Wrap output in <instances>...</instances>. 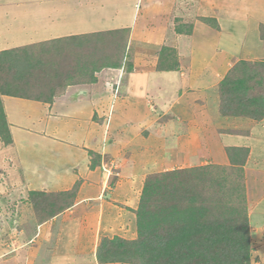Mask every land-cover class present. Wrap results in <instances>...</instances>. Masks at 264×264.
Masks as SVG:
<instances>
[{
  "label": "crops",
  "instance_id": "1",
  "mask_svg": "<svg viewBox=\"0 0 264 264\" xmlns=\"http://www.w3.org/2000/svg\"><path fill=\"white\" fill-rule=\"evenodd\" d=\"M54 1H65L67 4L59 6V9L63 8L59 11L55 10L56 7L45 9L37 5H30V10L21 4L7 7V13L25 10L27 14L10 20L16 25L9 27V38L3 39L0 52L71 36L121 29L130 30V39L140 33L148 34L149 40L160 46L166 40L169 27L165 20L171 18L177 9L218 14L216 19L220 31L202 22L193 25V32L187 41V51L191 53L188 69L180 66L177 71H158L151 66V59H147L144 52L139 51L143 53L142 58L137 51L132 54L131 69H126L124 63L119 69H103L95 73L94 81L86 79L63 88L58 86L53 97L48 95L40 100H28L1 96L17 156V176L13 187L17 193L28 196L27 203L22 206L28 208L32 205L30 192L64 193L74 187H77V192L72 205L50 220L38 225V220L33 217L32 232L39 226L34 236L17 229L16 233H22L15 245L18 247L1 250L0 264H38V258L41 264H99L96 252L103 237L137 238L134 212L146 179L141 177L142 172L154 174L198 167L181 166H184V157L190 161L199 160L204 150L214 152L208 141L210 135L223 141L217 151H224V155L226 148H248L244 172L246 177L250 172L258 174V184L264 191V119L256 122L218 114L219 84L229 70L225 65L233 60L234 55H241L240 51L244 53L243 45L251 36L250 31L245 32L246 28L256 33L258 39L255 40L259 42L262 54L264 41L259 39V28L264 25L263 19L249 17L250 23L246 27L247 23L239 15L243 11L239 0H195L194 3L192 1L194 5L189 4L190 9H186V0L182 3L177 0ZM41 2L52 3L51 0ZM152 6L154 13L150 12ZM225 25L230 26V34L225 32ZM224 33L232 43L239 37L240 49L232 51L228 48L220 57L218 53H212L208 42L219 43L225 37ZM133 42L130 40L131 46H135ZM128 55L127 49L124 61L128 60ZM240 60L248 59L243 57L235 62ZM260 60L264 61V57ZM157 63L155 61L152 65L157 66ZM221 69L224 72L219 75ZM159 74L174 75L166 83L168 89L174 86L169 94L163 93L166 88L160 85L150 88L153 78ZM100 84H103L101 88ZM50 97L51 102L44 101ZM15 107L34 110L35 115L29 114L28 117L34 120L35 129L37 126L39 129L30 130L31 133L26 136L31 141L16 140V131L19 133L21 130L20 122L9 120L8 116L10 109ZM211 114H214L213 117ZM173 157L178 160L177 166L170 168ZM106 159H109L112 171L119 174L108 182L102 168ZM161 166L166 168L160 169ZM252 166H256L254 170ZM7 172L10 175H4L5 182L8 177L12 179L11 174H16L12 169ZM246 188L251 192L249 185ZM137 189L139 191L135 192ZM262 198L261 206L257 208L260 213H264ZM260 217L264 223V215ZM252 221L255 222L251 220V224ZM261 226L257 230L261 231ZM42 232L50 238V246L38 244ZM2 236L6 239L4 233ZM59 238L63 240V253L56 254L53 241Z\"/></svg>",
  "mask_w": 264,
  "mask_h": 264
},
{
  "label": "trees",
  "instance_id": "2",
  "mask_svg": "<svg viewBox=\"0 0 264 264\" xmlns=\"http://www.w3.org/2000/svg\"><path fill=\"white\" fill-rule=\"evenodd\" d=\"M201 22L219 30L216 18ZM175 28L177 34L190 35ZM190 27V28H189ZM263 25H260V33ZM130 30L71 36L0 52V135L12 142L1 96L40 100L67 85L94 81L103 69H119L127 57ZM264 41V35H261ZM74 66L61 65L63 58ZM126 66V65H125ZM174 49L162 47L156 69H179ZM131 69V64L126 67ZM82 80V81H80ZM34 81L45 91L31 95ZM45 82V83H44ZM222 117L264 119V61H238L219 84ZM46 93V94H45ZM51 97L45 102H51ZM230 165L208 164L147 176L136 215L137 238H103L96 252L99 264H251L252 246L247 211L244 165L248 148H226ZM77 187L56 194L30 192L41 223L70 207ZM53 196V197H52Z\"/></svg>",
  "mask_w": 264,
  "mask_h": 264
},
{
  "label": "rangeland",
  "instance_id": "3",
  "mask_svg": "<svg viewBox=\"0 0 264 264\" xmlns=\"http://www.w3.org/2000/svg\"><path fill=\"white\" fill-rule=\"evenodd\" d=\"M52 1H54V0H51V2ZM177 1H180V3H182L184 0H177ZM192 1H193V3L195 2V0H186V3L188 4L186 9H190L189 4L192 5L193 4ZM239 1L241 2L239 7L241 10H243L242 12H240L239 15H241L242 20L247 23L246 27H248V22L250 23L249 17L252 19L254 18L253 20H258V19L264 20V1L263 0L262 1L261 0H239ZM44 3L46 4L45 6H44ZM19 4L23 5L24 7H27L26 10H30L28 8H31L33 5H37L40 8L56 7L57 9H55V10L59 11V10L63 9V8L59 9V6L63 5V7H65L67 3L65 1H63V2L62 1H60V2L54 1L52 3H46V2H41V0H0V48H3V43H2L3 39L5 40V39L9 38V34H8V32L10 31L9 27L14 28L16 25L15 22L10 23V20L13 19V21H14V19L16 17L19 18V17H22L25 14H27V12L25 10H21V12H19V13H17V12L15 13V11L14 12L10 11L7 13V11L5 10L9 6L19 5ZM30 5H32V6H30ZM153 7L154 6H152L150 8V12H153L155 10V9H153ZM204 8H205V6H204ZM24 11H25V13H24ZM183 11H185V9ZM149 14L152 15V13H149ZM164 14H166V12H164ZM143 15L145 16V13ZM217 16H218V14L207 13L205 11L203 13H198V12H194V11L190 12L189 10L186 12H182L179 9L175 10L172 13L171 18H168L167 20H165L168 23L169 27H167L168 29L166 30V34H165L166 40L164 41V44H160V46H158V44H154L153 42H151L149 40L148 34L145 35V33L144 34L140 33V34H137L133 39H130V32H129L127 49H128V54H129L128 57L132 58V59L128 58V60L124 61L123 63L126 65V67H128V65L131 64L130 60L132 62V60L134 59L132 54L133 53L135 54L137 51H138L137 54H140V55L143 53H139V51L144 52L145 57L147 59L150 58L152 64H154L155 61L157 63L159 60V52L161 51L162 47L167 46V47L175 50L176 57H177L178 62H179V66H183L185 69H188V66H189L188 58H189V55L191 53L189 51H187V49L189 47L187 45L188 44L187 41L189 40L192 33L190 35H188L186 33L185 34H177L175 32V28L176 29L179 28L180 30L182 29L183 32H187V30H188L187 27H179V26H181L183 24V26L186 25V26L191 27L196 22L201 23V21H200L201 18H209V17L210 18H216ZM235 16H238V14H235ZM143 19H145V18L143 17ZM251 23H253V21H251ZM203 24L207 25L205 23H203ZM209 27H211V26H209ZM229 27L230 26L225 25L224 29H226L225 32H228L230 34L231 29ZM149 30H151V28ZM240 30H243V29H240ZM143 31H147V29H143ZM218 31H220V30H218ZM247 31L248 32L250 31L251 36L246 39V41H247L245 44L246 47H245V45H243V52L244 53H242V51H240L241 55L240 54H236V56L234 55V58H232L234 60V61L232 60L233 62L228 61V63L225 65V66H227V68H229L228 72L236 64V62H235L236 59H241L243 57H246V59H248L247 61L251 62L252 60H255L253 62H258V61H261L260 60L261 57H264V50L262 51V54H260V50H261L260 44H259V42H257V40H255V39H258L255 36L256 33L254 32V30H249V28L245 29V32H247ZM261 32H262V34L260 33V28H259V39H260V41H262L261 35H264V25H263V30H261ZM224 35H225V37L221 38L219 43H217V41H215V43H214V41H209L208 42L209 46L207 45L210 48V50L212 51V53H215V54L218 53V55L220 57H221V55H223L228 50V48L232 49V51H234V50L239 51V49H240V45L238 44V42L240 41L239 37L238 38L236 37L235 42L232 43V40H229L230 38L229 39L226 38V33H224ZM130 40L134 41L133 43L135 44V46H131ZM128 46H129V48H128ZM205 48L206 47L204 46V49ZM241 48H242V46H241ZM127 49H126V51H127ZM218 49L219 50L221 49L222 52H217ZM205 51H206V49H205ZM141 57H142V55H141ZM220 59L221 58H219V60ZM74 63L75 62L73 60H71V59L69 60L66 57L63 58V60H61V65L63 66L64 64H66L68 66V69L70 68V66H74L75 65ZM219 63H220V61H219ZM152 64H151V66L153 68L157 67V66H154ZM222 72H224V69L223 70L221 69V71L219 72V75H222ZM157 76L158 77L153 78V82H151L150 88L154 89L157 85H160V86H163L166 88L163 93L169 94V92L174 88V86L171 85L170 88L168 89L166 83H168L167 80L171 79L174 75L173 74H169V75H162V74L160 75L159 74ZM6 77H7L6 72H3L0 70V82L1 83H2V78H6ZM80 81H82V80H80ZM66 85H67V83L61 82V86H59V88H63ZM42 86H43L42 82H39V84H38V81H34L33 89L31 90L32 91L31 95L38 94V91H41V92L45 91L46 89H44ZM98 86H100V88H101V86H103V84H100ZM8 113H9L8 114L9 120H17V122H20L19 126L21 127V130L19 131V133H17V131H16V140L21 141L23 139H26L28 141H31L30 140L31 138L27 139L26 136L29 135L28 133H31L30 130L35 129V126L33 125V123H35V122H34V120H32V118L30 119L28 117V115L29 114L35 115L34 110H31L30 108H27V107H25V108L15 107L12 110L10 109V111ZM212 115H214V114H211L210 116H212ZM13 124L16 125L17 123L13 122ZM204 126H205V124H204ZM38 127L39 126H37V128H36L37 131L39 129ZM208 141L210 142L211 146L214 149L213 153L208 152V150L205 151L203 148L204 151H203V154L200 155V157L198 158L199 160H196V159L193 160L192 159V161H190L189 158L184 157V162H183L184 166H181V167L184 168V167H191V166H200L202 164L206 165L209 162L210 163L213 162V164L216 163L215 165L221 164L223 162H227V164L224 166L230 165L227 154L224 155V151H222V150H220L219 152L217 151V148L220 149V147H221L220 143H223V141L220 140V137L212 138L210 135V138ZM173 158H174L173 163L171 164L172 166L170 168H173L176 165V163L178 162L177 158H175V157H173ZM181 158H182V156H181ZM16 160H17V156L15 153L14 144L12 142H8L7 140L3 139L0 135V172L3 171L0 174V182H1L0 183V251L4 250V249L7 250L10 248L13 249V247H18L15 245L18 243L17 240L18 239L20 240V237H18V236H20V234L22 235V233H16V231H18L17 229H19V228H20L19 232L25 231V233L26 234L29 233L31 235V237L37 233L36 231H37V229H39V226H38V228L36 227V230L34 232L35 234L32 232L33 217L35 218V221L38 220V225L41 224L39 217L37 216V214L34 211L33 204L28 208L26 206H22V204L25 205L27 203V200H26V198H28L27 194L23 193L21 195V194L17 193L16 189L13 187L15 185V175L17 176V172L15 170V168L17 166V165H15L17 162ZM108 160L109 159L105 160L106 166L109 165ZM143 162H145V161H143ZM178 166H180V165H178ZM109 167H111V166L109 165ZM161 167L162 168H160V169L166 168L164 166H161ZM255 167L256 166H252L251 169L254 170ZM11 169H12V171H15L16 174L15 173L11 174V175H13L12 179L10 177H8L7 181L5 182L4 181V175L6 177H7V175L9 176L10 174L7 171H10ZM6 173H8V174H6ZM104 173L106 174L107 182H108V180L112 181V179L114 177H119V174L115 171H112L111 173H109V172L107 173L104 171ZM138 175L140 176V174H138ZM149 175L150 174H148V172L146 171V172H142L141 177L144 178V176H145L147 178V176H149ZM244 175H245L244 176L245 177V188H246V186L249 185L250 189H251V192H248L247 188L245 189L246 190V198H247L248 216H249L250 221L251 220L255 221V222L252 221V224L250 223L251 246H252L251 264H264V223L262 222L261 217L259 218V216L264 215V213H260L257 210L258 207L260 208L261 203L263 201L262 197H264V191H263V188L261 189L260 185L258 184L259 183L258 180L260 178V176L258 174H254V173L252 174L250 172L247 174V177H246V174L244 172ZM254 176H256V180L253 179V178H255ZM1 180H3V181H1ZM8 181H11V183ZM262 181L263 180H260V182H262ZM1 184H3V185H1ZM134 191L138 192L139 190L137 189ZM53 194H55V195H53L54 196L53 200L54 201L57 200L56 202L62 203L61 201L64 198L56 195V194H60V193H53ZM33 211H34V213H33ZM16 215H18V217ZM255 217H258V218L255 219ZM16 218L18 219L17 223H16ZM260 225H263V226H261L262 227L261 231L257 230L258 228H260ZM3 233L5 234L6 239L4 238V236H2ZM45 234H46L45 232H42L40 234V236L38 237V242H39L38 244H40V246H42V247H45V245L50 246V238L48 237V235L45 236ZM42 238H43V240L41 241ZM103 238H105V237H103ZM101 240H100V243H101ZM20 243L22 244V241ZM53 245L56 248L55 249L56 254L63 253V250H62L63 249V240L61 238L53 241ZM41 263H42L41 260L38 258V264H41Z\"/></svg>",
  "mask_w": 264,
  "mask_h": 264
},
{
  "label": "built area",
  "instance_id": "4",
  "mask_svg": "<svg viewBox=\"0 0 264 264\" xmlns=\"http://www.w3.org/2000/svg\"><path fill=\"white\" fill-rule=\"evenodd\" d=\"M103 170L105 171V172H109V173H111L112 172V167H109V166H106V165H103Z\"/></svg>",
  "mask_w": 264,
  "mask_h": 264
}]
</instances>
